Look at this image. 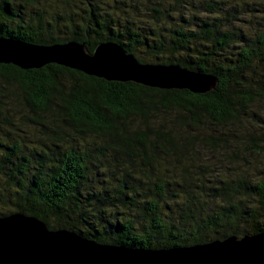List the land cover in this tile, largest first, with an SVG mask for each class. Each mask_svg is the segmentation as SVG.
I'll return each instance as SVG.
<instances>
[{
    "label": "trees",
    "instance_id": "16d2710c",
    "mask_svg": "<svg viewBox=\"0 0 264 264\" xmlns=\"http://www.w3.org/2000/svg\"><path fill=\"white\" fill-rule=\"evenodd\" d=\"M231 1L0 0L2 38L111 42L217 81L193 94L0 65V218L145 250L264 233V168L247 171L264 167V131L247 127L263 113L264 8L245 33Z\"/></svg>",
    "mask_w": 264,
    "mask_h": 264
},
{
    "label": "water",
    "instance_id": "95a60500",
    "mask_svg": "<svg viewBox=\"0 0 264 264\" xmlns=\"http://www.w3.org/2000/svg\"><path fill=\"white\" fill-rule=\"evenodd\" d=\"M55 64L107 82L205 94L216 79L175 65L141 64L111 42L92 53L74 41L39 46L0 37V65L38 70ZM0 264H264V233L229 236L206 244L136 249L99 244L65 230H49L23 213L0 218Z\"/></svg>",
    "mask_w": 264,
    "mask_h": 264
},
{
    "label": "rangeland",
    "instance_id": "374dc122",
    "mask_svg": "<svg viewBox=\"0 0 264 264\" xmlns=\"http://www.w3.org/2000/svg\"><path fill=\"white\" fill-rule=\"evenodd\" d=\"M167 0H165L166 2ZM169 2H167L168 4H174L173 0H168ZM230 2H232L231 0H229ZM133 2L136 4L138 2V4H140L142 2V4H145V2H143V0H133ZM235 3H238V5L242 6V9L244 11L243 16L240 18V20H244V23H242V21L237 22L239 27H243L244 32L249 33L250 29L249 28V24L251 22V20H253V18H258L260 16H263L262 14V10L264 8V0H234ZM243 2V3H242ZM183 4H181L184 8L189 9V11L191 12H196V9L194 8L195 6H187V4L189 3H196V0H183L182 2ZM137 4V5H138ZM147 4V3H146ZM145 4V5H146ZM191 5V4H190ZM141 8V7H140ZM142 9V8H141ZM142 13L139 12L137 13V16L140 18V20H138V22L144 23V21H152V19H148V17H144L141 15ZM262 14V15H261ZM254 16V17H253ZM250 20V21H249ZM147 24V23H145ZM149 24H155V23H149ZM154 26V25H153ZM251 26V24H250ZM258 109L260 111H262L263 113H256V118H248V122H247V127H254L252 130H254L256 133H261L262 131H264V104H259ZM258 118H260L258 123H255V119L258 120ZM257 126H261L262 129H260ZM261 160V158H260ZM250 161L253 164L257 163V160L255 157H251ZM262 165V164H261ZM264 167H260V165H254V168H251V170H247L252 176H257V174L261 171V169H263Z\"/></svg>",
    "mask_w": 264,
    "mask_h": 264
}]
</instances>
